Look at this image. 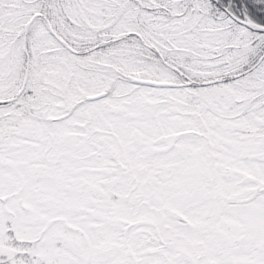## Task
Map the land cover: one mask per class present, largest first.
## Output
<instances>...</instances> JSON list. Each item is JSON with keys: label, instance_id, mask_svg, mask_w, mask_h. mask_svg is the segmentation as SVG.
<instances>
[{"label": "snow or ice", "instance_id": "snow-or-ice-1", "mask_svg": "<svg viewBox=\"0 0 264 264\" xmlns=\"http://www.w3.org/2000/svg\"><path fill=\"white\" fill-rule=\"evenodd\" d=\"M0 264H264V0H0Z\"/></svg>", "mask_w": 264, "mask_h": 264}]
</instances>
